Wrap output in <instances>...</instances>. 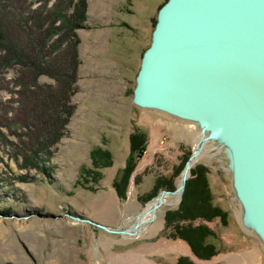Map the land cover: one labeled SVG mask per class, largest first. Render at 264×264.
<instances>
[{
    "label": "rangeland",
    "instance_id": "374dc122",
    "mask_svg": "<svg viewBox=\"0 0 264 264\" xmlns=\"http://www.w3.org/2000/svg\"><path fill=\"white\" fill-rule=\"evenodd\" d=\"M66 1L28 3L32 9L49 12L64 7ZM166 1L85 0L84 24L75 29L76 90L69 96L72 108L66 116L41 101L51 105L60 83L45 74L39 75L35 87L22 83L27 68L4 63L0 51V264H175L179 256L202 264H264L261 246L255 262L246 258L251 241L258 244L260 238L241 222L219 138L215 146L210 141L204 145L192 166L208 168L213 203L228 213L226 225L219 219L207 222L215 232L209 240L218 253L198 259L186 242L164 235L165 212L180 200L174 206L163 205L156 216L139 225L138 216L160 191L154 192L156 181L175 176L176 188L185 161L203 134L184 131L185 123L193 121L132 100L157 11ZM2 3L5 9L0 5V13L5 16L11 7ZM63 117L65 124L59 122ZM43 119L48 121L46 127L39 123ZM135 131L144 132L147 143L141 155L134 153L138 157L125 198H119L113 182L121 183ZM48 140L47 154L40 144ZM96 147L110 152V165H93L91 151ZM86 168L100 172V178ZM176 194L180 195H166ZM135 221L136 232H128L127 226Z\"/></svg>",
    "mask_w": 264,
    "mask_h": 264
},
{
    "label": "water",
    "instance_id": "95a60500",
    "mask_svg": "<svg viewBox=\"0 0 264 264\" xmlns=\"http://www.w3.org/2000/svg\"><path fill=\"white\" fill-rule=\"evenodd\" d=\"M132 100L209 130L176 188L153 197L156 206L166 193L179 191L181 200L196 156L207 140L219 138L230 151L232 191L264 247V0H167L157 11Z\"/></svg>",
    "mask_w": 264,
    "mask_h": 264
},
{
    "label": "trees",
    "instance_id": "16d2710c",
    "mask_svg": "<svg viewBox=\"0 0 264 264\" xmlns=\"http://www.w3.org/2000/svg\"><path fill=\"white\" fill-rule=\"evenodd\" d=\"M1 1H6L11 7L5 12V16L0 13V51L5 58L3 62L27 68L28 75L23 79H27L28 82H23L24 80L21 82L29 83L30 86L37 85L39 75L43 74L49 75L60 83V93L52 94L51 105L41 101L46 108L49 106L58 111V114L68 115L72 108L68 99L76 90L74 83L79 63L76 50L79 40L75 29L84 24L85 0H67L64 7H55L49 12L30 8L28 0ZM0 5L1 9H5V4ZM60 121L65 124L67 117H63ZM39 123L44 127L48 125L45 119L40 120ZM56 125L59 126L57 123ZM50 140L40 144L41 147L46 146L42 150H45L47 154ZM146 143L147 136L144 132L135 131L131 134L130 155L122 170L121 183L118 185L117 179L113 182L119 198H125L126 185L134 170L136 158L144 152ZM135 152L138 153L136 157ZM91 158L96 168L108 166L111 163L110 152L100 147L92 149ZM85 171L92 173L97 177L96 179L100 178V172H96L93 168H86ZM190 172L178 206L165 212L163 233L168 238L183 240L195 257L206 260L218 253L216 245L209 240V238H215V232L207 222L219 219L223 225H226L228 213L213 203L208 183V168L195 165ZM174 177L167 182L157 180L154 192L163 188L173 190ZM155 193L144 200L150 199ZM175 264L202 263H196L188 256H179Z\"/></svg>",
    "mask_w": 264,
    "mask_h": 264
},
{
    "label": "bare ground",
    "instance_id": "6f19581e",
    "mask_svg": "<svg viewBox=\"0 0 264 264\" xmlns=\"http://www.w3.org/2000/svg\"><path fill=\"white\" fill-rule=\"evenodd\" d=\"M191 121V120H190ZM193 122H195V123H193V125L191 124V123H189V124H187V123H185V125L183 126V129H184V131L185 132H187V133H189V132H194V131H196V132H198V133H203L202 135H206V134H208V132H209V130L207 129V128H205V126L204 125H202L201 123H199V122H196V121H193ZM200 138V137H199ZM208 141H210V143H212V146H215V144H216V138H211V139H209V140H207L205 143H204V145L205 146H207V142ZM197 143V142H196ZM195 143V144H196ZM203 145V148H202V150L204 149V146ZM219 145L220 146H222L223 147V153H224V156H223V158H224V164H225V166L228 168V170H229V172L231 173V157H230V151H229V148L225 145V144H222V143H219ZM201 150V151H202ZM200 154H201V152H200ZM199 154V155H200ZM198 155V156H199ZM198 156H196V159H195V161L197 160V157ZM179 191H177V192H175V193H178ZM175 193H170V194H175ZM233 193V192H232ZM166 194H168V193H166ZM166 194H164L163 195V197H162V205L155 211L156 212V214H155V216L158 214V212L160 211V209H161V207L163 206V205H170V206H174V205H176L177 203H178V201H179V199H180V195L179 194H176V196H173V197H168ZM166 195V196H165ZM233 195H234V193H233ZM165 196V197H164ZM234 197H235V200H236V202H238L237 204H238V210H241V215H242V217H243V220H241V222H242V224L245 226V228L248 230V231H251V232H254V230H253V228H252V226L249 224V222L247 221V219H246V215H245V212H244V209H243V207H242V205H241V203L239 202V200L237 199V197L234 195ZM157 203H158V198H156L155 200H154V202H149L147 205H146V207L143 209V211H142V213L138 216V221H139V225H140V227L141 226H144L143 224H145L146 222H147V220L148 219H150L151 217H154V215H152V211L151 210H149V208H151L152 206H155V209L158 207V206H156L157 205ZM154 209V210H155ZM136 219V220H137ZM138 221L136 222H134L133 224H131V225H129V226H127V231L128 232H134L135 230H134V224H136V223H138ZM126 235H128V234H126Z\"/></svg>",
    "mask_w": 264,
    "mask_h": 264
},
{
    "label": "crops",
    "instance_id": "0c3cea01",
    "mask_svg": "<svg viewBox=\"0 0 264 264\" xmlns=\"http://www.w3.org/2000/svg\"><path fill=\"white\" fill-rule=\"evenodd\" d=\"M105 63H108V61H106ZM100 65H105V64L101 63ZM260 246H261V249L264 250L261 240H260V242L258 244L255 241H251V247L245 253L246 254V258L248 260H251V261L255 262L256 259L260 256V253H261Z\"/></svg>",
    "mask_w": 264,
    "mask_h": 264
}]
</instances>
